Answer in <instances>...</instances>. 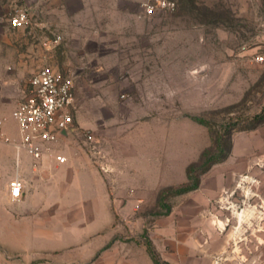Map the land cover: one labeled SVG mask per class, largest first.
<instances>
[{"label": "rangeland", "instance_id": "374dc122", "mask_svg": "<svg viewBox=\"0 0 264 264\" xmlns=\"http://www.w3.org/2000/svg\"><path fill=\"white\" fill-rule=\"evenodd\" d=\"M142 1L0 0V119L10 132L0 131V147L18 136L11 112L29 78L54 66L74 76L65 149L87 154L113 192L110 245L119 240L129 255L151 240L160 264L171 262L159 250L173 261L186 250L189 264H264V121L253 120L264 110V59H255L264 58V0H176L151 16ZM20 9L29 20L15 26ZM217 138L232 148L200 186L158 200ZM0 165L3 193L10 174ZM120 199L127 204L117 207ZM84 228L60 227L70 240L61 253L71 248L75 264L86 263Z\"/></svg>", "mask_w": 264, "mask_h": 264}, {"label": "crops", "instance_id": "0c3cea01", "mask_svg": "<svg viewBox=\"0 0 264 264\" xmlns=\"http://www.w3.org/2000/svg\"><path fill=\"white\" fill-rule=\"evenodd\" d=\"M7 130L1 128L4 135L10 136ZM12 135L17 142L19 134L17 137ZM71 138L70 132L58 143L68 157L66 163H58L49 157L36 161L25 152L18 155L14 145L8 149L0 147L9 151L8 156L0 153V164H8L6 172L10 174L6 191L0 193V264H7L3 259L9 255L20 257V264H31L35 259L46 257L49 264H75L77 260L71 248L68 254L61 253L70 247L67 246L70 240L61 236V226L85 227L76 229L81 236L77 240L86 242L85 264H155L147 246L140 250L132 248L128 255L122 250L119 240L110 245L113 235L105 231L114 224L110 216L113 192L110 193L104 176L95 169L87 154L65 149ZM13 161L16 169L15 175L11 176ZM15 176L24 181L19 200H13L10 194L9 182ZM122 192L125 191L117 190L118 194ZM123 204L127 202L120 199L117 207ZM96 233L100 237H93ZM159 252L160 257L170 260L171 264H189L187 259L191 253L186 250L179 251V261L171 260L163 251ZM89 256L94 258L88 260Z\"/></svg>", "mask_w": 264, "mask_h": 264}, {"label": "built area", "instance_id": "2783aa9c", "mask_svg": "<svg viewBox=\"0 0 264 264\" xmlns=\"http://www.w3.org/2000/svg\"><path fill=\"white\" fill-rule=\"evenodd\" d=\"M141 6L144 14L151 16L158 10H174L177 1L143 0ZM29 16L27 9H20L10 17V21L18 26L26 23ZM255 59L262 61L264 58L258 55ZM74 86V76L64 75L51 65L43 66L31 75L22 99L11 112L19 134V140L14 142L18 155L25 152L36 161L46 157L58 163L68 161L58 143L74 129ZM2 124L0 119V131ZM88 137L94 139L92 134ZM6 140L9 141V138L6 137ZM9 186L12 199L19 200L24 188L23 179L15 176Z\"/></svg>", "mask_w": 264, "mask_h": 264}, {"label": "trees", "instance_id": "16d2710c", "mask_svg": "<svg viewBox=\"0 0 264 264\" xmlns=\"http://www.w3.org/2000/svg\"><path fill=\"white\" fill-rule=\"evenodd\" d=\"M195 120L202 124L205 123V121L201 118L196 117ZM253 120L256 123H260L264 121V110L260 114L255 116ZM231 148H232L231 140L228 141L227 145H224V143L219 138H217L215 140L214 148H210V147L205 148L201 152L199 156V160L195 162H191L186 167L187 181L178 187L175 188L169 187L168 189H163L159 193L158 200H161L163 198V196L165 195V190H169L173 195H179L197 189L200 186L202 175H204L214 164L223 161L228 156ZM170 212H171V206L168 207L167 214H169ZM147 248L154 263L160 264V259L158 258L157 252L154 249L151 240H148Z\"/></svg>", "mask_w": 264, "mask_h": 264}, {"label": "water", "instance_id": "95a60500", "mask_svg": "<svg viewBox=\"0 0 264 264\" xmlns=\"http://www.w3.org/2000/svg\"><path fill=\"white\" fill-rule=\"evenodd\" d=\"M62 134L64 135V134H65V132H64V131H62Z\"/></svg>", "mask_w": 264, "mask_h": 264}]
</instances>
